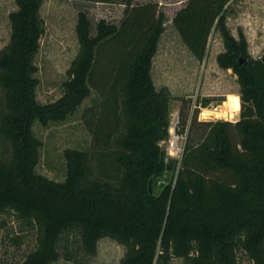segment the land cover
Returning <instances> with one entry per match:
<instances>
[{
    "label": "trees",
    "instance_id": "obj_1",
    "mask_svg": "<svg viewBox=\"0 0 264 264\" xmlns=\"http://www.w3.org/2000/svg\"><path fill=\"white\" fill-rule=\"evenodd\" d=\"M15 1L10 39L0 49V213L35 232L36 247L21 264L74 261L71 234L88 256L101 238L115 240L125 248L120 264H237L239 251L264 264V48L254 58L245 33L233 35L232 0H188L173 18L199 61L212 32L220 33L224 51L216 60L237 76L241 101L239 119L205 122L180 162L161 145L169 136L170 94L152 77L165 31L158 3L123 0L121 24L102 19L95 35L80 12L79 49L63 94L42 104L35 57L45 32L43 0ZM93 91L101 100L84 112L91 148L64 150L61 182L38 173L43 142L34 124L65 121Z\"/></svg>",
    "mask_w": 264,
    "mask_h": 264
},
{
    "label": "rangeland",
    "instance_id": "obj_2",
    "mask_svg": "<svg viewBox=\"0 0 264 264\" xmlns=\"http://www.w3.org/2000/svg\"><path fill=\"white\" fill-rule=\"evenodd\" d=\"M179 1L183 0H133V4L156 2L158 11L165 15V31L153 59L152 77L157 90L168 89L170 118L179 113V127L180 130L183 129L182 135L186 144L187 141L199 140L207 121H237L240 117L241 101L240 108L234 110L236 101L233 97L239 96L240 90L237 76L231 69L220 68L216 60L217 55L224 51L220 33L212 32L203 61L197 60L182 42L173 25ZM16 9L15 0H0V49L9 42V15ZM125 9L123 0H43L41 16L45 22V32L35 57L38 68L36 76L39 80L36 95L40 103L54 102L63 94L67 70L79 49L76 34L79 13L87 14L91 22V33L95 35L96 26L102 19L119 26L125 16ZM227 25L236 37L240 29L245 33L249 52L254 58L262 56L264 0H232L227 10ZM100 100L99 94L93 91L78 111L65 121L53 122L48 126L34 124V132L43 142L38 173L55 181L61 182L65 179L67 169L64 150L91 148L92 135L86 126L84 112ZM204 109L213 111L209 118H201V111ZM225 110L226 114L218 115L217 112ZM191 126L192 130L189 131ZM233 138L237 140L238 136L234 135ZM165 179L162 182H168L171 174H167ZM35 236V232L13 214L0 213V264H21L36 247ZM79 239L78 235L71 234L67 242L69 249L75 253L74 261L62 257L51 264H120L125 248L115 240L110 237L101 238L97 253L88 256L81 251ZM171 264H184V260L174 258ZM237 264L254 262L243 251H239Z\"/></svg>",
    "mask_w": 264,
    "mask_h": 264
},
{
    "label": "built area",
    "instance_id": "obj_3",
    "mask_svg": "<svg viewBox=\"0 0 264 264\" xmlns=\"http://www.w3.org/2000/svg\"><path fill=\"white\" fill-rule=\"evenodd\" d=\"M201 118H202V111H201ZM180 116L179 113H175L172 118H170L169 123V136L166 140L162 141L161 145L163 146L166 156L168 159H174L178 162L181 161L185 142L184 136L180 132ZM183 140V141H181Z\"/></svg>",
    "mask_w": 264,
    "mask_h": 264
},
{
    "label": "bare ground",
    "instance_id": "obj_4",
    "mask_svg": "<svg viewBox=\"0 0 264 264\" xmlns=\"http://www.w3.org/2000/svg\"><path fill=\"white\" fill-rule=\"evenodd\" d=\"M240 97L238 96V95H235L234 97H233V99L236 101L235 102V106H233V109L234 110H238L239 108H240V99H239ZM232 108V107H231ZM212 112L213 111H211V110H206V109H204V110H202V117L203 118H209V116L212 114ZM218 113V115H223V114H226L227 113V111L225 110V111H220V112H217Z\"/></svg>",
    "mask_w": 264,
    "mask_h": 264
},
{
    "label": "crops",
    "instance_id": "obj_5",
    "mask_svg": "<svg viewBox=\"0 0 264 264\" xmlns=\"http://www.w3.org/2000/svg\"><path fill=\"white\" fill-rule=\"evenodd\" d=\"M186 1L185 0H183V1H179L178 3H177V11L178 10H180L181 8H183L186 4Z\"/></svg>",
    "mask_w": 264,
    "mask_h": 264
},
{
    "label": "water",
    "instance_id": "obj_6",
    "mask_svg": "<svg viewBox=\"0 0 264 264\" xmlns=\"http://www.w3.org/2000/svg\"><path fill=\"white\" fill-rule=\"evenodd\" d=\"M242 62H243V61L241 60V63H242ZM149 185H150V190H151V181H150Z\"/></svg>",
    "mask_w": 264,
    "mask_h": 264
}]
</instances>
